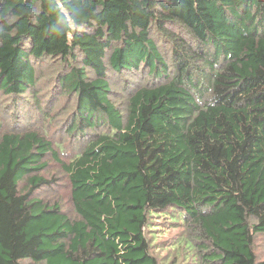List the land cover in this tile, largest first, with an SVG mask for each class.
Masks as SVG:
<instances>
[{
    "label": "trees",
    "instance_id": "16d2710c",
    "mask_svg": "<svg viewBox=\"0 0 264 264\" xmlns=\"http://www.w3.org/2000/svg\"><path fill=\"white\" fill-rule=\"evenodd\" d=\"M157 218L264 264V0H0V264H164Z\"/></svg>",
    "mask_w": 264,
    "mask_h": 264
},
{
    "label": "rangeland",
    "instance_id": "374dc122",
    "mask_svg": "<svg viewBox=\"0 0 264 264\" xmlns=\"http://www.w3.org/2000/svg\"><path fill=\"white\" fill-rule=\"evenodd\" d=\"M43 76L44 79L50 78V69L45 68L43 69ZM47 82V81H45ZM47 87L43 90L45 91ZM60 100L63 102V98H60ZM59 102L57 103V105ZM56 105V106H57ZM65 112L59 111V116H64ZM49 170L44 171L45 176H55L57 178L63 179L65 175H63L62 169L60 165L51 160L49 158ZM70 192V186L66 178L64 179V184L61 185V187H55V188H43L40 191H38V195L42 196L45 199H64L66 203H68V196ZM157 223L153 224L151 227L154 231L150 232V235H152V243L154 244V250L155 252L160 256L164 264H172L171 262L174 260L173 256L175 253H179L180 250L176 251L173 249H170V247L174 246L176 242L180 241L183 238V230L182 226H179L177 224L169 225L170 219L169 218H157ZM259 256H262V250L260 249ZM185 254L182 255V257L178 258L179 260H176V263L178 264H188L187 260L184 258ZM175 264V263H174Z\"/></svg>",
    "mask_w": 264,
    "mask_h": 264
}]
</instances>
